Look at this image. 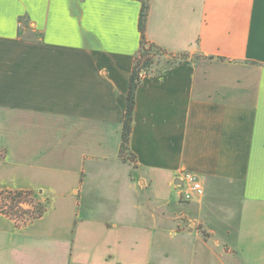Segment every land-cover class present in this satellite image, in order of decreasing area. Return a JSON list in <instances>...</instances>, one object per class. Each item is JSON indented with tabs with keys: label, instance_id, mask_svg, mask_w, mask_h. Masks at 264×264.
Wrapping results in <instances>:
<instances>
[{
	"label": "crops",
	"instance_id": "crops-1",
	"mask_svg": "<svg viewBox=\"0 0 264 264\" xmlns=\"http://www.w3.org/2000/svg\"><path fill=\"white\" fill-rule=\"evenodd\" d=\"M140 9L0 0V193L44 207L0 212V264H264V0H148L145 41L181 60L142 78L122 154Z\"/></svg>",
	"mask_w": 264,
	"mask_h": 264
},
{
	"label": "trees",
	"instance_id": "trees-1",
	"mask_svg": "<svg viewBox=\"0 0 264 264\" xmlns=\"http://www.w3.org/2000/svg\"><path fill=\"white\" fill-rule=\"evenodd\" d=\"M141 2V9L139 14V20H138V30L141 35L140 39V48L138 50L137 55L134 58L133 68L130 75L129 80V87L126 97V109H125V117L124 122L122 126V132H121V148L120 152L122 154L126 153L127 151V145L129 141V136L131 133V127H132V117H133V111L135 106V93L137 88L142 84V77L140 76V72L144 71L146 75L150 74L151 71V63L154 57L165 55V52L162 51L160 48H158L155 45L148 44L145 41L144 38V31L146 26V19L148 14V0H140ZM20 22V21H19ZM170 62V59H167ZM178 63V62H177ZM177 63H169V65L164 69L167 70L174 66ZM158 72H161L163 70H157ZM9 194L10 192H2L0 195Z\"/></svg>",
	"mask_w": 264,
	"mask_h": 264
},
{
	"label": "rangeland",
	"instance_id": "rangeland-1",
	"mask_svg": "<svg viewBox=\"0 0 264 264\" xmlns=\"http://www.w3.org/2000/svg\"><path fill=\"white\" fill-rule=\"evenodd\" d=\"M21 27L24 28L23 24H21L20 28ZM166 56L163 57V55H160L154 57L151 63V69L153 68L155 70H164L169 65V63H177L181 60V58L170 57L167 54ZM167 59H170V62H166L168 61ZM175 185L178 186L179 184ZM6 192L10 193L0 195V209H3L1 210L2 212H0L6 217H9V219L10 217H20L23 215V217H26L29 213H33L35 218H38V216L42 215V212L44 210L43 205L41 203L35 202V198L32 197L30 193H28V195H22V193H18V191L16 190H10ZM181 201L183 200L181 199ZM180 217L179 219L181 221L187 220V217L185 215H181Z\"/></svg>",
	"mask_w": 264,
	"mask_h": 264
},
{
	"label": "built area",
	"instance_id": "built-area-1",
	"mask_svg": "<svg viewBox=\"0 0 264 264\" xmlns=\"http://www.w3.org/2000/svg\"><path fill=\"white\" fill-rule=\"evenodd\" d=\"M19 26H21V22H19ZM140 76L142 78L146 76L145 72L141 71ZM177 179L179 181V185L177 186V188L179 191L180 199H182L184 202L195 201L203 197L204 188H203V182L200 176H198L195 173L189 172V171H180L177 175ZM18 193H22V195H28V193L24 191H18ZM13 194H16V193H13ZM1 210L3 209H0V211ZM27 215L28 216L26 217H23L24 215L20 217H17V216L10 217V220L13 221V223L16 226H22V225L30 223L34 219H37V217L35 218L33 213L31 214L29 213Z\"/></svg>",
	"mask_w": 264,
	"mask_h": 264
},
{
	"label": "water",
	"instance_id": "water-1",
	"mask_svg": "<svg viewBox=\"0 0 264 264\" xmlns=\"http://www.w3.org/2000/svg\"><path fill=\"white\" fill-rule=\"evenodd\" d=\"M174 183H175V184H179V181H178V179H176V180L174 181Z\"/></svg>",
	"mask_w": 264,
	"mask_h": 264
}]
</instances>
